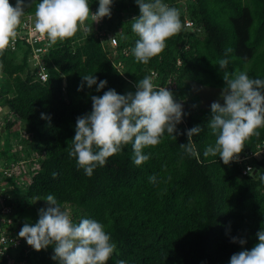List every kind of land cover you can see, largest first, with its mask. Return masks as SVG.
Returning <instances> with one entry per match:
<instances>
[{
    "label": "trees",
    "instance_id": "trees-1",
    "mask_svg": "<svg viewBox=\"0 0 264 264\" xmlns=\"http://www.w3.org/2000/svg\"><path fill=\"white\" fill-rule=\"evenodd\" d=\"M124 1L113 0L111 13L138 17L135 0ZM162 2L179 9L182 28L147 65L137 63L132 54L138 39L131 31L133 18L120 14L115 30L111 15L96 28L89 18L85 23L91 26L90 34L81 29L72 38L57 41L42 55L45 82L37 79L25 48L19 47L21 55H0L1 104L22 122L28 136L22 142L23 151L9 149L8 157L0 152L4 155L0 162L10 164L19 155L29 159L34 154L35 167L26 189L30 205L46 209L45 198L53 195L62 209L69 206L74 223L85 218L102 223L116 244L106 264L117 260L126 264H229L234 253L255 246L256 234L264 230V158L255 160L259 168L255 174L243 176L245 164L224 165L219 155L205 157V149L214 145L216 137L208 127L210 106H201L192 86L222 90L225 84L218 61L224 58L229 60V72L247 71L250 78L264 79V0H188L183 11L177 0ZM9 3L15 6L12 0ZM88 3L90 10L99 6L98 0ZM29 9L35 10L36 5ZM185 19L193 23L194 32L185 29ZM101 31L114 32L115 49L106 45ZM228 48L233 51L225 56ZM151 72L157 87L168 88L182 104L184 115L176 126L180 134L174 133V140L165 133L160 144L146 147L143 151L150 159L140 166L132 162V143L123 145L105 166H97L91 177L86 176L68 154L77 117L91 112L92 96H102L109 89L120 95L135 93L136 83ZM85 75H95L97 84L107 81L105 88L97 92L96 85L88 88L85 84L78 91ZM41 114L50 120L41 119ZM14 126L5 119L3 134L17 138L20 133ZM195 126L201 127L192 137L198 156L180 147L187 144L186 131ZM258 132L245 141L240 156L254 152L264 140V127ZM149 177H155V183ZM7 201L20 210L15 196ZM233 237L246 243L243 247L232 243ZM52 251L54 245L33 251L30 263L53 264Z\"/></svg>",
    "mask_w": 264,
    "mask_h": 264
},
{
    "label": "clouds",
    "instance_id": "clouds-1",
    "mask_svg": "<svg viewBox=\"0 0 264 264\" xmlns=\"http://www.w3.org/2000/svg\"><path fill=\"white\" fill-rule=\"evenodd\" d=\"M135 3L140 14L131 21V31L138 37L132 54L137 63L147 65L165 50L166 41L181 31V14L162 0H135ZM98 4L92 14L88 0H41L35 9L34 31L42 39L47 38L49 47L72 38L81 29L90 34L91 26L85 22L90 17L95 23L110 17L113 0H98ZM31 6L32 0L27 3L16 0L15 6L9 0H0V55L19 36L21 17ZM121 36L128 39L123 33ZM232 51L228 48L225 56ZM228 64L227 58L218 61L225 86L219 100L210 105L208 127L216 139L204 151L205 157L219 155L224 165L237 160L245 141L258 136V129L264 127V79L250 78L247 71L229 72ZM85 84L88 88L96 85V91L100 92L107 81L97 84L95 75H85L77 90ZM135 87V93L120 95L109 89L102 96H92L91 112L77 117L73 146L68 154L76 159L86 176L91 177L97 166H105L107 159L119 153L123 145L132 143V162L140 166L150 159V155L144 154L146 147L160 144L165 133L174 140L180 134L176 126L182 122L184 113L173 93L168 88H158L152 76L144 77ZM41 119L50 117L41 114ZM200 131L201 127L195 126L185 133L187 144L180 147L189 155L198 156L192 137ZM155 181V177H149L150 183ZM45 199L48 207L39 210L35 224L22 226L19 238L36 252L54 245L51 259L57 264H106L116 252V244L111 242L105 226L87 218L74 223L69 211L62 209L53 195ZM256 235L258 243L250 250L234 253L229 264H264V230ZM231 242L243 247L246 240L233 237ZM116 264L126 262L117 260Z\"/></svg>",
    "mask_w": 264,
    "mask_h": 264
},
{
    "label": "built area",
    "instance_id": "built-area-1",
    "mask_svg": "<svg viewBox=\"0 0 264 264\" xmlns=\"http://www.w3.org/2000/svg\"><path fill=\"white\" fill-rule=\"evenodd\" d=\"M37 1L38 0H32V5H37ZM27 2H29V0H27L26 3ZM177 2L179 5L181 4V0H177ZM97 9L98 8H94L90 10V13L95 14ZM34 14L35 10H30L29 8L25 9V15L21 17V25L17 30L19 36L4 52H12L21 55L19 47L20 49L25 48L28 50L30 66L35 69L37 79L41 82H45L47 80V74L41 64L42 55L52 49L53 45L49 47L47 38L42 39L40 34L34 31ZM104 19L105 18L101 19L99 23L93 21L94 27L96 28L100 26ZM184 27L191 32L195 31L193 23L188 19H185ZM100 35L105 36L104 40L109 48L115 49L118 46V40L111 32L107 31L105 33L101 31ZM0 64H2L1 60ZM153 73L154 72L151 73L152 79L155 77V75H152ZM2 78L3 69H0V81ZM1 100L2 96L0 94V105H2ZM263 158L264 140L257 144L254 152L243 156L239 155L238 159L233 162L237 164H245L241 171V175L246 176L255 171L256 161ZM29 160L30 158L19 160V162L14 161L10 164L8 162H0V264H31L28 257L34 250L26 244L25 240L19 238L18 234L22 228V222L17 217L16 208L8 203L7 200L10 199V196L5 193V188H3L1 184V181L7 177L13 178L15 182L19 184L16 180L22 178L24 168L27 173L31 174V171H33L35 167V159L33 160L34 167H32V162ZM21 183L22 181H20V184ZM30 183L31 179L27 185Z\"/></svg>",
    "mask_w": 264,
    "mask_h": 264
},
{
    "label": "rangeland",
    "instance_id": "rangeland-1",
    "mask_svg": "<svg viewBox=\"0 0 264 264\" xmlns=\"http://www.w3.org/2000/svg\"><path fill=\"white\" fill-rule=\"evenodd\" d=\"M188 0H181V11L186 9V3ZM13 4L16 3V0H12ZM128 0H125L124 3H127ZM184 9H183V8ZM121 15L123 18H133V15L129 16L126 12H119L118 11H112L111 13V29L115 30V24H116V18L118 15ZM115 23V24H114ZM93 30V29H92ZM112 34L114 35V32L112 31ZM127 53V50H126ZM192 91L194 93H196L200 99H201V106L203 108H208L214 101L219 100L220 98V93L221 90L220 89H210V88H204V87H200V86H192ZM221 103H223V101H220ZM3 119L6 120H10L11 122L15 123L14 128L20 133V135L17 138H12V136H9V134L4 135L3 134V128L5 127V122L3 121ZM25 128L22 126V122L18 121L17 118H15L9 110V107L5 104V105H0V152L5 154V156L8 157V155H10V153L8 152V150H15V151H23L24 145L22 144L23 140L26 139V132H25ZM28 137V136H27ZM0 153V160H3V156H1ZM22 154V152L18 153ZM33 154V153H32ZM36 158V156L33 154L30 157V162L32 167L33 166V160ZM25 158L21 155H19V158L17 157V159L15 161L19 162V160H24ZM7 159H5L6 161ZM10 160V159H8ZM8 162V161H7ZM28 168V167H27ZM31 179V174L26 172V169H23V175L22 178L20 180H16L19 182V184H17L15 182V180L13 178L7 177L4 178L1 181L2 187L5 188V193L9 194L10 196L13 195L15 196V199L17 200V203L15 204L17 206L18 209H20L19 211H17V217L19 218V220L22 222V226L25 223H29V224H35L38 220L39 217H37L36 214V207H34V205H30L29 201L26 198V189L28 187V182ZM20 181H22V183L20 184ZM65 210L69 211V206H65L64 208ZM50 246L47 248L49 249ZM54 251H52L51 253V257L53 256ZM53 264H57L56 261H53L51 259Z\"/></svg>",
    "mask_w": 264,
    "mask_h": 264
},
{
    "label": "water",
    "instance_id": "water-1",
    "mask_svg": "<svg viewBox=\"0 0 264 264\" xmlns=\"http://www.w3.org/2000/svg\"><path fill=\"white\" fill-rule=\"evenodd\" d=\"M258 169H259L258 166H256V167H255V171L253 172V174H255L256 171H257ZM39 210H40V209L36 208V214H37V217H39Z\"/></svg>",
    "mask_w": 264,
    "mask_h": 264
}]
</instances>
